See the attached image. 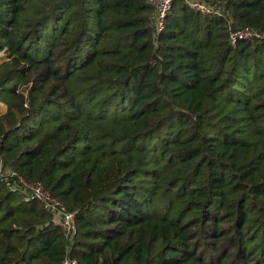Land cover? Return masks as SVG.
Segmentation results:
<instances>
[{"label":"trees","instance_id":"16d2710c","mask_svg":"<svg viewBox=\"0 0 264 264\" xmlns=\"http://www.w3.org/2000/svg\"><path fill=\"white\" fill-rule=\"evenodd\" d=\"M221 4L264 33V0ZM0 0V264H264V39L175 1Z\"/></svg>","mask_w":264,"mask_h":264},{"label":"built area","instance_id":"2783aa9c","mask_svg":"<svg viewBox=\"0 0 264 264\" xmlns=\"http://www.w3.org/2000/svg\"><path fill=\"white\" fill-rule=\"evenodd\" d=\"M177 0H150L156 12V29L158 32L164 30L166 18L169 15L173 4ZM191 10L206 16L223 17L228 22V42L232 47H236L240 41L252 40L254 38L264 39V33L250 27L235 28L233 22L225 14L221 4L208 2L205 0H181ZM0 179L5 186L13 193L20 194L24 201L29 203L39 201L44 209L51 215L52 222L60 227L64 237L69 244H73L75 239L76 215L69 211L64 203L56 198L40 182H32L13 170H7L0 155ZM61 264H79L78 261L69 257V250Z\"/></svg>","mask_w":264,"mask_h":264},{"label":"crops","instance_id":"0c3cea01","mask_svg":"<svg viewBox=\"0 0 264 264\" xmlns=\"http://www.w3.org/2000/svg\"><path fill=\"white\" fill-rule=\"evenodd\" d=\"M1 54H4V53H1ZM1 54H0V55H1ZM4 61H5V60H4ZM4 61H3V62H4ZM3 62H2V63H3ZM7 112H8V106H7L6 104L0 102V117L3 116V115H5Z\"/></svg>","mask_w":264,"mask_h":264},{"label":"rangeland","instance_id":"374dc122","mask_svg":"<svg viewBox=\"0 0 264 264\" xmlns=\"http://www.w3.org/2000/svg\"><path fill=\"white\" fill-rule=\"evenodd\" d=\"M6 58H7L6 53L1 54V55H0V64H2V62H3L4 60H6Z\"/></svg>","mask_w":264,"mask_h":264}]
</instances>
